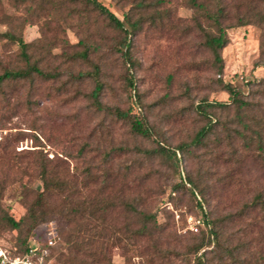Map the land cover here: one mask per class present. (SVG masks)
<instances>
[{
    "label": "rangeland",
    "instance_id": "374dc122",
    "mask_svg": "<svg viewBox=\"0 0 264 264\" xmlns=\"http://www.w3.org/2000/svg\"><path fill=\"white\" fill-rule=\"evenodd\" d=\"M52 1L60 5L58 17L52 16L50 7L41 9L39 0H0V75L23 70L28 62H37L43 71L55 75L48 80L33 76L18 83L6 81L0 87L1 147L10 138L26 135L0 150V248L12 252L23 241L35 247L47 246L54 239L51 263L65 264L66 234L83 238L78 228L84 223L75 216L76 209L93 201L106 210L105 236L97 240L102 251L96 252L105 259L103 264H194V256H186L187 248L208 228L201 224L198 233L189 229L191 219H198L199 198L195 200L185 184L188 176L204 191L205 211L212 218L231 217L222 226L227 245L252 264H264V211L257 208L238 219L256 193L264 190V170L250 159L240 162L243 155L227 165V147L217 150L208 145L177 155L181 157L177 176L165 160L145 157L143 152L155 149V142L131 134L129 126L110 110L133 105V114L145 118L157 140L173 149L190 143L203 125L195 110L199 102L229 101L225 84L239 87L249 99L264 104V67L255 66L264 47V29L256 20L264 15V0H222L228 13L223 25L229 43L222 51L220 74L212 68L202 35L194 27V13L185 0H172L169 21L161 28H144L133 39V57L139 64L133 72L135 91L125 87L117 55L106 51L105 43L111 44L114 34L104 23L100 21L93 34L92 29L82 27L74 12L68 13L70 0ZM100 1L120 20L135 4L133 0ZM199 1L214 4L213 0ZM67 14L70 17L65 20ZM238 17L248 24L240 25ZM6 34L31 45L27 62L17 42ZM83 41L97 49L89 58L101 70L104 83L99 109L90 97L94 83L89 79L76 82L72 76L91 71L90 64L66 59L82 51ZM215 114L231 123L232 112L228 117ZM43 166L65 181L68 189L54 190L44 205L50 214L35 223L28 210L43 190ZM105 180L108 184L101 189ZM180 182L185 187L173 192ZM132 210L154 214L164 231L138 239L139 249L125 252L113 239L124 234L128 224L136 229ZM65 211L69 219L61 221L58 215ZM6 214L20 223L19 229L6 221Z\"/></svg>",
    "mask_w": 264,
    "mask_h": 264
},
{
    "label": "trees",
    "instance_id": "16d2710c",
    "mask_svg": "<svg viewBox=\"0 0 264 264\" xmlns=\"http://www.w3.org/2000/svg\"><path fill=\"white\" fill-rule=\"evenodd\" d=\"M24 1V0H23ZM72 8H67L68 13H75L77 18L81 20L82 27L86 29H92L93 34L97 32L98 24L100 21L104 23L107 30L111 31L112 36L111 44H106V51L109 54L117 55V58L122 62L124 69L123 81L125 87L130 91H135V78L133 72L139 64L133 57V39L144 28L153 26V28H161L169 21V16L173 11L172 0H133L135 4L131 5V9L125 14L124 18L120 20L114 13H112L107 6L100 0H70ZM214 4L209 5L199 0H185L184 5L194 13L193 22L194 27L198 29L203 38V46L209 52L211 56V66L217 73L222 72L223 59L222 51L228 45L229 39L224 27V20L228 18V13L225 11L222 4V0H213ZM41 9L51 8L53 17L60 15V5L51 0H39ZM44 4H46L44 6ZM169 4L167 9H160L163 5ZM49 5L48 7H46ZM133 10V11H132ZM257 16V15H256ZM70 16L67 14L65 20ZM240 25H245L240 17H238ZM257 23L261 24L264 29V15H258ZM205 24V25H204ZM6 37L12 41H16L20 49V56L24 61L29 60L27 50L31 45L25 44L20 38H15L12 35L6 34ZM109 43V42H107ZM104 44V43H103ZM83 49L80 52L73 53L70 56H66V59H71L73 62H85L90 64L92 70L89 72H78L73 76V80L81 82L82 80L89 79L94 83V88L91 91L90 97L94 106L101 108L99 103V96L102 92L104 83L101 81V70L97 65H93L90 62V54L96 52V47L88 45L83 41ZM260 57L255 64L256 67H264V47L260 48ZM33 76H38L42 80H48L55 78V75L48 74L38 66L37 62L26 64L25 69L17 71H5L0 75V87L6 81L20 82L31 80ZM223 90L228 94V102H213L210 103L206 100H202L195 106V110L199 117L203 121V125L195 133L190 143H182L175 148H170L162 140H157L158 135L154 133V129L149 125L148 121L143 117H137L133 114V105L127 110H121L119 108H105L106 110H112L113 116L118 120L123 121L129 126L131 134L152 140L156 144V148L152 150H145L143 154L147 158H161L170 164L171 169L177 176H180L179 166L181 163V157L177 155L190 151L191 147L195 148H209L214 146L215 149H224L223 145L227 147L226 152L228 156L224 159V162L228 165L231 163L232 158L234 160L245 161L250 159L254 165H258L264 170V104L260 101H254L249 99L239 87L232 84H225ZM139 101V99H137ZM230 112L233 113L231 123L228 120L222 121L220 117L215 116V113H226L227 117ZM230 124V125H229ZM21 136V137H20ZM20 136L8 140L9 144L0 145V150H6L11 146L10 142L19 143L26 138V135L20 134ZM2 136L0 133V141ZM156 140V141H155ZM1 144V143H0ZM209 145V146H208ZM212 148V149H214ZM220 149V150H221ZM215 152L212 150L211 155ZM215 153L214 156H216ZM231 158V159H230ZM41 180L43 184V190L37 196L33 206L28 210V217L33 222H38L43 215L50 214L45 208V202L54 192V190L63 191L67 188V183L56 177L51 170L46 167L41 168ZM108 180L103 181L101 189L106 188ZM185 184H188L192 189V196L199 198L196 200L197 217L201 224L205 225L208 230L202 231L200 236L194 239V243L189 245L186 251V256H194V264H252V261L241 257L239 251L231 249L227 245V239H224L222 232V226L227 222H230L231 217H217L212 218L210 213L205 211V193L202 189H198L195 183L187 177L184 178ZM106 184V185H105ZM86 187V186H85ZM185 185L180 182L173 187V192L178 191ZM85 203L79 204L76 209V215L78 219L84 224L78 228V233L83 238H78V234L73 235L67 233L65 236V242L69 246L67 255L65 257V264H103L105 259L100 258L97 255V251L101 252L102 247L99 246L98 241L102 239L104 234V218L103 213L105 209L100 203L90 201L88 206ZM264 211V190L259 191L254 196V199L249 205H246L244 209L238 214V219H242L248 215L251 210L257 209ZM133 211V210H132ZM71 212V211H70ZM133 219L135 220L136 229H132L128 224L124 229V234L116 235L113 239L116 247L124 249L125 252L136 251L139 249L138 239H142L147 236H152L153 233H160L164 231L160 225H158L156 216L144 211H133ZM61 217V221L68 220L69 216L67 212H63L58 215ZM6 221L14 228L19 229L20 223L15 222L11 215L6 214ZM75 234V233H74ZM80 239V240H79ZM112 242V245H113ZM32 247L27 244L26 241L21 242L19 248L12 252H7L12 255H26L30 253ZM48 260L51 261V249L49 248ZM213 254L209 259L208 255ZM86 256L83 258V256ZM259 264V262H254Z\"/></svg>",
    "mask_w": 264,
    "mask_h": 264
},
{
    "label": "built area",
    "instance_id": "2783aa9c",
    "mask_svg": "<svg viewBox=\"0 0 264 264\" xmlns=\"http://www.w3.org/2000/svg\"><path fill=\"white\" fill-rule=\"evenodd\" d=\"M190 230L198 233L200 221L192 220L190 222ZM54 244V239H50L47 242V246L36 245L32 247L30 253L26 255H10L6 250L0 248V264H52L49 257V248Z\"/></svg>",
    "mask_w": 264,
    "mask_h": 264
}]
</instances>
